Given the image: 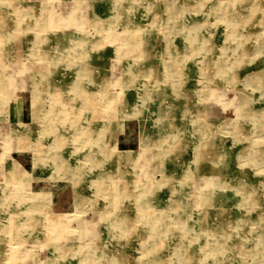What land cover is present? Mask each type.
Returning a JSON list of instances; mask_svg holds the SVG:
<instances>
[{"label":"rangeland","instance_id":"1","mask_svg":"<svg viewBox=\"0 0 264 264\" xmlns=\"http://www.w3.org/2000/svg\"><path fill=\"white\" fill-rule=\"evenodd\" d=\"M190 2L221 30L227 7L232 45L184 46ZM261 4L0 0V264H166L189 240L173 264H264ZM126 120L137 149L116 147Z\"/></svg>","mask_w":264,"mask_h":264},{"label":"bare ground","instance_id":"2","mask_svg":"<svg viewBox=\"0 0 264 264\" xmlns=\"http://www.w3.org/2000/svg\"><path fill=\"white\" fill-rule=\"evenodd\" d=\"M197 1H199V0H197ZM171 2V1H170ZM198 3V2H197ZM200 3H201V1H200ZM217 4V3H216ZM167 5V4H166ZM176 6H177V4H176ZM15 7V6H14ZM14 7H13V9H14ZM183 6H181V8H182ZM198 7V6H197ZM264 7V4L262 5H258L257 7H254V8H258V9H262ZM161 8V7H160ZM178 8V7H177ZM194 4H193V2H190V4H187V6H184L181 10H180V13H181V16L184 18V20L181 22V24L178 26V27H174V28H177V29H181L182 30V32H183V35L185 36V47H187V48H189V47H191L193 50H192V53H194V52H196L198 49L199 50H203L204 49V47L206 46V45H208V42H209V44H210V46L212 45L213 47H219L220 46V44L219 43H221V42H224V44H226V45H232V39L234 38V36L236 35V25H234V23H235V18L233 17L232 18V16L231 15H229V13L227 12V10L228 9H226L227 7H225V9H223L221 12H220V14L222 13V15L224 16V18H223V20H222V22H226V24H225V27L221 30L220 29V25H215V28H214V25H213V23H208L207 21H203V20H200V18H201V15H203V14H201L202 12H200V11H198V10H194ZM177 10H179V9H177ZM213 10V9H212ZM145 11V10H144ZM214 11V10H213ZM25 12V11H24ZM219 12V11H218ZM150 13V12H149ZM155 13V12H154ZM164 13H165V16L167 17V19L165 20L166 21V25H167V27L166 28H171V27H169L170 25H169V22H168V20L170 19V18H168V17H170L171 16V11H170V8H169V6L168 7H165L164 8ZM177 13H178V11H175L174 10V12L172 13V16L174 17L175 15H177ZM209 13V12H208ZM217 13V12H216ZM179 14V13H178ZM152 18H154V17H156L155 16V14H153V13H150L149 14ZM180 15V14H179ZM209 15V14H208ZM145 16V15H144ZM196 16H198V17H196ZM214 16V15H213ZM180 17V16H179ZM207 17V16H206ZM114 18V17H113ZM120 18V17H119ZM176 18V17H175ZM154 19H156V22L159 24L160 23V18H154ZM173 19V18H172ZM179 19V18H178ZM113 20H115V18L113 19ZM147 21V20H146ZM237 22V21H236ZM124 24V23H123ZM230 24H232V25H230ZM172 25H174V24H172ZM160 26V25H159ZM156 27V26H155ZM163 28V27H162ZM16 29V28H15ZM169 30V29H168ZM206 34H208V36L206 37ZM222 39V40H221ZM235 39V38H234ZM39 40V39H38ZM42 42V41H41ZM223 44V45H224ZM38 45H39V43H38ZM187 48H185V49H187ZM190 49V48H189ZM39 51H41V50H39ZM43 51V50H42ZM31 52V51H30ZM60 53V52H59ZM197 54V53H196ZM53 55V54H52ZM56 54H54V56H55ZM191 55V54H190ZM58 56V55H57ZM188 56V55H187ZM59 59L61 58L60 56L58 57ZM62 59V58H61ZM60 59V60H61ZM12 63H13V61H11ZM71 63V62H70ZM21 64V63H20ZM52 64H54V63H52ZM68 64V63H67ZM45 66V65H44ZM67 66V65H66ZM175 66V65H174ZM134 67V66H133ZM176 67H178V66H176ZM198 67V66H197ZM45 68V67H44ZM74 68V67H73ZM129 68V67H128ZM201 68V67H200ZM49 69V68H48ZM48 69H46V70H48ZM65 69H66V67H65ZM81 69V68H80ZM198 69V68H197ZM82 70L83 71H85V70H88V68H87V66L85 65V68H82ZM81 70V71H82ZM132 70V69H131ZM172 70V69H171ZM133 71V70H132ZM194 71V70H193ZM149 72V71H148ZM154 72V71H153ZM14 74V73H13ZM81 74V73H80ZM86 74V73H85ZM84 74V75H85ZM176 74V73H175ZM189 75H191V74H189ZM200 75V74H199ZM85 76H87V75H85ZM141 76V75H140ZM139 76V77H140ZM143 76V75H142ZM176 76V75H175ZM91 78V77H90ZM236 78V77H235ZM190 79V78H189ZM194 79V78H193ZM151 80V79H150ZM191 80H192V78H191ZM88 81V80H87ZM86 81V82H87ZM135 81V80H134ZM133 81V82H134ZM154 81V80H153ZM10 82V81H9ZM164 82V81H163ZM151 83V82H150ZM0 86L2 87V89H6V87H9V84H7V83H4V79H2V80H0ZM37 86V85H36ZM106 86H107V84H106ZM32 87V86H31ZM78 87H80V86H78ZM12 88H14V87H12ZM75 88V87H74ZM31 90H33L32 88H31ZM55 91V92H54ZM54 96L53 97H51L50 95V97L52 98V100H51V98H46L47 100V105H48V108H47V110H50L51 109V107H53L52 106V104L53 103H55V104H57L56 106H58V105H60V106H62L63 107V102L62 101H65V100H63L62 98H60V99H56V97H55V95L56 96H58V94H60V91L59 90H57L56 88L54 89ZM14 92V91H13ZM80 92H82V91H80ZM86 93V92H85ZM10 94L11 95H13V93L12 92H10ZM60 96V95H59ZM57 98H59V97H57ZM34 99V98H33ZM140 99V98H139ZM149 99V98H148ZM147 99V100H148ZM37 100H38V98H37ZM86 100H87V98H86ZM146 100V101H147ZM150 101V100H149ZM33 102V101H32ZM83 102H84V99H83ZM89 104V103H88ZM54 109V108H53ZM59 110V109H58ZM65 110V109H64ZM51 111H48L47 113H50ZM31 114V113H30ZM72 115V114H71ZM49 116V115H48ZM65 117H67V116H65ZM65 117H62V119H64ZM76 117V116H75ZM74 117V118H75ZM149 117V116H148ZM50 118V117H49ZM68 118V117H67ZM154 118V117H153ZM156 118V117H155ZM45 119V118H44ZM50 120V119H49ZM42 121V120H41ZM69 121V120H68ZM157 121V120H156ZM66 122V121H65ZM70 122V121H69ZM109 122V121H108ZM114 122V121H113ZM21 123V122H20ZM152 123V122H151ZM49 124V123H48ZM72 124V123H71ZM59 125H61V124H59ZM65 125V124H64ZM77 126H79L78 128H80V125H79V122H77V124H76ZM67 127H70L71 129L72 128H74V125L73 126H71V125H69V126H67ZM66 127V128H67ZM114 127H116V126H114ZM50 128V127H49ZM68 130V129H67ZM53 131H55V130H53ZM84 132V131H83ZM67 133V132H66ZM85 133V132H84ZM12 135V134H11ZM172 135V134H171ZM59 137V136H58ZM149 140V139H148ZM8 141V140H7ZM52 142V141H51ZM9 143V142H8ZM149 143V142H148ZM176 143H178V142H176ZM56 144V143H55ZM80 144V143H79ZM83 144V143H82ZM107 144V143H106ZM175 144V143H174ZM51 145V144H50ZM176 145V144H175ZM53 146V145H52ZM146 146V145H145ZM143 147V146H142ZM261 148V147H260ZM56 149V148H55ZM62 150V149H61ZM176 150V149H175ZM59 151V150H58ZM167 150H165V152H166ZM187 151V150H186ZM110 152V151H109ZM177 152V151H176ZM170 153V152H169ZM169 153H168V155H169ZM259 153V152H258ZM56 154V153H55ZM93 154V153H92ZM91 154V155H92ZM165 154V153H164ZM75 155V154H74ZM114 155V154H113ZM154 155V154H153ZM71 156V155H70ZM86 156V155H85ZM104 156V155H103ZM56 157H58V156H56ZM110 157V156H109ZM109 157H108V159H109ZM113 157V156H112ZM166 158L168 157L167 155L165 156ZM178 157V156H177ZM194 157V156H193ZM63 157L62 156H59V160H55V158L54 159H52L53 161H55L56 162V164H58V163H64V165H66L65 163L66 162H63V159H62ZM65 159H68L69 157H64ZM85 158V157H84ZM165 158V159H166ZM169 159H170V157H169ZM179 159V158H178ZM185 160V157L184 156H182L181 157V160ZM82 160V159H81ZM84 160H86V159H84ZM98 160V159H97ZM96 160V161H97ZM104 160V159H103ZM93 160L91 159H89L86 163H90L89 165H91V162H92ZM136 161V160H135ZM51 162V161H50ZM54 162V163H55ZM99 162H100V160H99ZM138 162V161H137ZM169 162H171L170 160H169ZM179 162V161H178ZM190 162V161H189ZM188 162V163H189ZM74 163V162H73ZM78 163V162H77ZM76 163V164H77ZM107 163V162H106ZM55 164V165H56ZM54 165V166H55ZM63 165V164H62ZM85 165V164H84ZM94 166V165H93ZM173 166H176V165H173ZM58 167V166H57ZM103 167V166H102ZM188 167V166H187ZM58 169V168H57ZM57 169H56V171H57ZM97 169V168H96ZM102 169V168H101ZM89 170H90V168H89ZM186 170V169H185ZM67 170H64V173H60V174H58V175H66V173H69V172H66ZM187 172H188V170H187ZM98 173V172H97ZM73 174V173H72ZM67 176V175H66ZM109 177H111V176H109ZM101 178V177H100ZM95 180V179H94ZM93 179L91 180L92 182L94 181ZM242 180V179H241ZM240 181V180H239ZM159 183V182H158ZM170 183V182H169ZM171 183H173V182H171ZM179 184V183H178ZM181 184V183H180ZM235 185V184H234ZM261 185V184H260ZM242 186V185H241ZM187 186H185V187H182V188H180L179 187V189H169L168 190V192H167V194L169 193V194H171V196H176L177 197V199H180L181 200V202H182V204H184L183 203V192H185L186 190H185V188H186ZM243 187V186H242ZM103 188V187H102ZM170 188V187H169ZM184 188V189H183ZM162 189V188H161ZM199 189V188H198ZM15 194V192L13 191H11V192H9V194L8 193H6V192H4V191H1V197H7L6 195H9V196H15L14 195ZM243 199V198H242ZM157 200V199H156ZM162 200V199H161ZM160 200V201H161ZM165 200V199H164ZM175 202V201H174ZM177 202V201H176ZM181 204V206H179V207H177V209L178 208H180V207H183L184 205H182ZM176 206V205H175ZM151 207L149 206V207H147V208H141V210H144V209H147V210H149ZM220 208V207H219ZM161 209V208H160ZM7 210V209H6ZM146 211V210H145ZM145 217V216H144ZM146 219V218H145ZM155 219V218H154ZM55 220V219H54ZM209 220V219H208ZM150 221V220H149ZM63 222V221H62ZM147 222V221H146ZM154 222V221H153ZM49 223V222H48ZM58 223V222H57ZM152 223V222H151ZM157 223H159V222H157ZM156 224V223H155ZM231 224V223H230ZM223 225V224H222ZM11 226V225H10ZM14 226V225H13ZM49 226V225H48ZM88 226V225H87ZM150 226V225H149ZM10 228V227H9ZM86 228V227H85ZM90 228V227H89ZM156 228V227H155ZM159 228V227H158ZM157 228V229H158ZM87 229V228H86ZM218 229H219V227H218ZM90 230V229H89ZM188 231H189V229H187ZM191 230V229H190ZM210 230V229H209ZM222 230V229H221ZM225 230V229H224ZM11 231H12V229H11ZM192 231V230H191ZM200 231V230H199ZM228 232V231H227ZM88 232L86 231V233H85V235L86 236H88V234H87ZM217 233V232H216ZM225 233V232H224ZM93 235V234H92ZM97 235V234H96ZM152 235V234H151ZM159 235V234H158ZM99 236V235H98ZM101 236V235H100ZM157 236V235H156ZM206 236V235H205ZM14 237V236H13ZM92 237V236H91ZM103 237H105V235L103 236ZM118 237H119V235H118ZM149 237H151V236H149ZM148 237V238H149ZM216 237V236H215ZM218 237V236H217ZM220 237V236H219ZM222 237V236H221ZM227 237H228V235H227ZM226 237V238H227ZM162 238V237H161ZM90 239V238H89ZM215 239V238H214ZM123 240H124V238H123ZM185 240V239H184ZM183 239H182V241H184ZM219 240V239H218ZM218 240H217V242H218ZM190 241V243H189V245L190 246H186V252H184V249H185V247L184 248H182L180 245H175V247H173V246H170V244H168L167 242L165 243V245H166V247H167V252H169V253H167V256H168V259L166 260V264H173L174 263V261H175V259L176 258H178V256H180V253H181V256L183 257V259L182 260H184L185 259V256H186V254L188 253H190V247L191 246H193V243L191 242L192 240H189ZM219 241H221V240H219ZM179 242V241H178ZM183 243H185V242H183ZM162 244V243H161ZM215 244V243H214ZM188 245V244H187ZM161 246V245H160ZM234 246V245H233ZM169 248V249H168ZM194 248V247H193ZM200 248H201V245H200ZM183 249V250H182ZM188 249H189V251H188ZM215 249V248H214ZM223 249V248H222ZM227 249V248H226ZM222 251V250H221ZM174 252H176L177 254H178V256L176 255V253H174ZM224 252V251H223ZM219 253H222V252H213V250H211V251H209L207 254H205V255H219ZM223 254V253H222ZM119 257V256H118ZM240 257V256H239ZM128 260V259H127ZM189 260V259H188ZM120 261V260H119ZM185 261H186V259H185ZM221 261V260H220ZM192 262V261H191ZM120 263V262H119ZM128 264V263H127ZM130 264V263H129ZM187 264V263H186ZM212 264H215V263H212Z\"/></svg>","mask_w":264,"mask_h":264},{"label":"crops","instance_id":"3","mask_svg":"<svg viewBox=\"0 0 264 264\" xmlns=\"http://www.w3.org/2000/svg\"><path fill=\"white\" fill-rule=\"evenodd\" d=\"M136 125L133 121L126 120L123 123L122 131L116 136V147L120 150H132L138 148V135L135 133Z\"/></svg>","mask_w":264,"mask_h":264}]
</instances>
